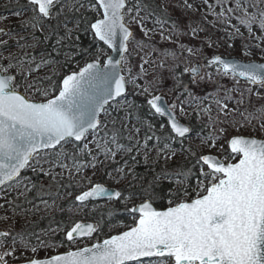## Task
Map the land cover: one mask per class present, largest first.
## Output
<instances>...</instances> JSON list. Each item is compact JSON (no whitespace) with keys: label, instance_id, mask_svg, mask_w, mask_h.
I'll list each match as a JSON object with an SVG mask.
<instances>
[{"label":"snow or ice","instance_id":"6c2138e0","mask_svg":"<svg viewBox=\"0 0 264 264\" xmlns=\"http://www.w3.org/2000/svg\"><path fill=\"white\" fill-rule=\"evenodd\" d=\"M28 4L33 14V28L42 20L51 19L54 12L58 17L64 11L62 6L57 7L61 0H28ZM125 6L126 0H95L94 3L90 0L92 9L97 12L102 10V18L88 27L96 39L118 51L121 60L108 56L102 64L99 58L102 53H99L96 59L87 62L78 71L65 75L59 85L53 83L48 88H35V92L44 97L42 100H33L26 92L19 91L18 77L9 71L17 68L23 75L24 61L13 64L10 56L7 67L0 64V185L18 178L21 170L41 150H53L61 168H68L62 159H70L72 168L77 172L85 166L80 154H87L95 161L93 149L84 141L90 133L95 139V134L102 130L99 114L105 111V105L126 91L125 77L120 75L119 66L133 34L124 23ZM258 17L255 13H245L238 19L249 31L254 23L264 29V10L258 9ZM71 31L66 29V36L71 35ZM3 32L4 29L0 28V33ZM64 38L60 37L57 43ZM27 62L35 63V57ZM210 62L222 65L224 73L230 72L233 78H244L248 84L264 88V63H239L220 56H214ZM48 63L52 61L41 59L34 70ZM185 71L196 72V69L186 68ZM45 79L51 80V77ZM34 83L35 80L28 83L27 88H33ZM144 91L147 92V89ZM52 92L58 94L50 95ZM257 95L260 93L257 92ZM146 103L156 114L168 117L170 132L175 133L169 139L184 138L190 132V128L177 119L175 105H165L162 96H151ZM246 119L249 122L264 120V106L249 113ZM259 129L264 131V123L259 125ZM220 132L224 133L225 129H220ZM104 136H108L107 131ZM118 138V132L113 131L110 139H104L103 143L96 141L95 150L114 158L116 151L112 146L117 150L125 147L118 142ZM155 139L159 142L161 137L156 136ZM69 143L73 147L70 153L64 150V145ZM226 143V159L211 152L198 156L200 171L195 198L184 186L170 192L168 206L158 209L154 206L160 198L156 185L149 183L141 190V202L131 208L126 207L133 217V226L128 230L91 246L45 259H31L28 264H143L141 258L145 257L154 258L149 264H264V138L236 134L231 135ZM144 146L147 147V140ZM207 146L210 149L216 147L211 133ZM57 147L60 151H55ZM165 151L175 155L168 144L158 148L157 154ZM219 151L224 152L223 145ZM92 166L95 167V164ZM116 171L123 174L122 169ZM108 175L111 176V173ZM173 175L187 180L191 170L160 173L165 178ZM85 179L89 181V186L75 196V202L81 206H86L94 198L127 200L131 197V194L123 197L120 190L110 189L102 183H92L89 177ZM177 183L183 184V181L178 180ZM181 195L185 198L178 199ZM97 231L98 225L75 222L67 230L66 239L72 242L77 237H91ZM9 235L8 232H0V236ZM8 254L4 253L5 256ZM0 264H7L3 256H0Z\"/></svg>","mask_w":264,"mask_h":264},{"label":"rangeland","instance_id":"374dc122","mask_svg":"<svg viewBox=\"0 0 264 264\" xmlns=\"http://www.w3.org/2000/svg\"><path fill=\"white\" fill-rule=\"evenodd\" d=\"M12 1L0 0V7L8 5ZM155 1L169 16L174 18L175 26L152 20L139 4L123 11L125 23L131 28L133 34L128 42L127 53L122 63V75L125 77L128 92L123 98L105 107V111H102L99 116L102 130L95 134V139L90 133L87 140L84 141L88 143L90 149H93L92 155L95 156V161L87 154H80V160L85 166L77 172L72 168L70 159H62V163L67 164L68 168H61L53 150H47L34 156L23 171L38 172L49 177L52 182L64 177L75 181L78 186L85 183L88 187L89 181L85 177H89L92 183H100L99 180L107 169L106 181L102 183L105 186L112 185L111 187L116 189L127 181H133L135 184L136 179L126 174L130 170L129 167L120 168L123 170V174L109 169L112 163L118 162L128 153V148L117 150L112 146L116 151L114 158L106 156L103 152L97 153L95 150L96 141L103 143L104 139H110L114 126L123 129L125 139L130 141L131 147L136 149V153L145 163L153 164L160 161L162 165L177 163L209 152L226 159L228 151L226 140L231 135L243 134L264 138V131L259 129V125L264 123V120L253 119L249 122L246 119L249 113L264 106V88L233 78L232 74L223 73L220 68L213 66L210 62L217 55L237 57L244 62H264V29H261L258 23H254L249 31L248 27L238 19L245 13H255L258 17V9L264 10V0ZM76 4L81 9L85 7L82 0H79V3L77 0H61V4L57 7L62 6L63 13H65ZM17 13L19 14L17 15ZM32 15L30 8L0 13V28H7L11 24L23 22L31 27L33 22L29 18ZM62 29L65 36L66 29H71V35L66 37L73 39L76 32L73 23H68L66 27L64 25ZM38 30L43 32L44 25L40 23ZM0 41L6 42L0 43V64L7 67L10 56L13 64L24 61L23 75H20L17 68L9 69V71L20 80L19 91L26 92L33 100L44 99L35 92V88H48L54 83L56 77L64 76L58 63L44 64L38 70H34L35 64L39 63L42 58L33 56L32 52L38 45L34 39H29V32H6L0 35ZM100 53L102 56H106L107 50H102ZM32 57H35V63L29 64L27 61ZM96 58L97 56L94 57V59ZM85 63L84 60L80 61L75 67L79 68ZM186 68L196 69L198 73L189 75V71H185ZM53 73L56 74L53 75ZM182 73L188 76V82L184 85L181 81L183 80ZM45 77H51V80L45 79ZM34 80L33 88H27V84ZM249 88L253 91H247ZM145 89L147 92L144 91ZM257 92L260 93L259 96ZM130 94L146 99L154 95H170L173 98L174 112L177 118L187 124L192 120L194 125L200 126L207 134L191 133L189 137L179 138L178 145H169L175 151V155L168 151L158 155L156 145L147 144V147L144 146L148 139L144 137L143 127L127 114V110L131 106ZM105 124L106 128H104ZM222 128L225 129L224 133L220 132ZM105 131L108 132L107 137L104 136ZM210 133L216 141V147L211 149L207 146ZM221 145H223L224 152L219 151ZM64 150L72 152V144H65ZM55 151H60V148L57 147ZM233 161L235 160L231 162ZM93 163L95 167L92 166ZM109 173L111 176L108 175ZM25 178L26 176L20 174L18 178L0 188V230L10 233L9 236L0 240V256H3L7 263L47 258L63 251L81 248L94 241L90 237H84L76 238L72 242L68 241L64 245L46 242L27 244L19 237H15L13 233L19 231L25 223L35 220L43 214L56 212L58 209V200H52L38 203L27 211H13L8 205L12 199L10 195L14 197L22 195L26 186ZM181 186V183L176 184L177 189ZM194 190H198L197 183L194 185ZM68 198L69 196H61L59 200ZM140 202V199H134L128 201L127 204L132 207ZM103 205L109 206L110 201L103 202ZM122 228L123 226L118 225L109 232L115 234ZM51 233H55V231L51 230ZM5 252L9 254L5 256Z\"/></svg>","mask_w":264,"mask_h":264},{"label":"trees","instance_id":"16d2710c","mask_svg":"<svg viewBox=\"0 0 264 264\" xmlns=\"http://www.w3.org/2000/svg\"><path fill=\"white\" fill-rule=\"evenodd\" d=\"M82 1L85 4V7L82 9L76 4L58 17L54 14L51 19L42 20L40 23L45 28L43 32L38 30L39 25L33 28L32 26H27L26 22L11 24L7 26L6 30L7 32L18 33L29 32V39H34L38 45L32 52L33 56L50 60L52 63H58L65 76L78 69L75 67L78 62L83 60L89 62L100 51L105 50L104 46L93 37L88 27L90 23L98 19V12L90 7V0ZM91 2L94 3L95 0H91ZM135 4L143 7L152 20L175 26L174 18L169 16L157 1L126 0L124 10L130 9ZM29 8L30 6L27 0H13L12 3L0 7V13L16 12ZM77 8L79 11H76ZM29 19L32 21V16ZM77 21H79V24ZM68 23H73L76 27L73 39L67 38L62 29ZM60 37L65 38L57 43ZM104 57L100 55L101 63ZM181 77L183 78L181 80L183 85L186 84L188 82V76L183 74ZM61 78L56 77L54 83L59 85ZM53 94L56 93L53 92ZM130 95L131 106L127 110V114L130 118H133L141 124L145 138L152 137V139L147 140V144L156 145L157 148L163 147L165 144L172 146L178 145L180 139H169V136L174 135L170 132L166 120L156 115L150 109V106L146 103V98ZM149 125H151V128H149ZM189 126L191 133L207 134L200 126L194 125L192 120H190ZM112 131L118 132V142L120 144H123L128 149H132L131 152L125 154L118 162L112 163L109 167V169L114 170L129 167L130 170L126 174L134 177L136 183L127 181L116 189L123 193V197H129L130 194L131 197L127 200L124 198L112 200L109 206H104L103 202H88L86 206H81L78 202H75V196L87 188L85 183L82 186H78L75 181L64 177L52 182L49 177H45L38 172L22 171L21 174L26 176L25 191L18 197L10 195L12 199L8 205L12 210L15 212L27 211L38 203L52 200H58V209L56 212L43 214L35 220L25 223L19 231L13 233L15 237H19L27 244L46 242L48 244L64 245L68 243L66 232L70 226L74 225L75 222H92L98 225V231L93 233L90 238L100 242L112 234L109 231L113 227L121 225L123 228L120 231H122L133 224L132 215L126 211V207L131 208L127 202L134 199L141 200V190L147 187L149 183H155L156 185V192L160 198L155 201L154 206L158 209L168 206V200L170 199L169 193L177 190L176 184L178 180L183 181L181 187L187 186L189 192L192 194V198H195L193 190L200 171V165L197 163V155L169 165H162L160 161L153 164L145 163L136 153V149L131 147L130 141L125 139V133L122 128L114 126ZM156 136L161 137L159 142L155 139ZM188 170H191V175L187 180L175 175L167 178L160 176L162 171L174 173L186 172ZM106 174L107 169L103 177L100 178V183L106 181ZM111 186L108 185L107 187ZM61 196H69V198L59 200ZM182 197L184 196L181 195L178 199ZM51 230H54L55 233H51ZM17 233L21 235H17ZM150 261L143 262V264H147Z\"/></svg>","mask_w":264,"mask_h":264},{"label":"water","instance_id":"95a60500","mask_svg":"<svg viewBox=\"0 0 264 264\" xmlns=\"http://www.w3.org/2000/svg\"><path fill=\"white\" fill-rule=\"evenodd\" d=\"M28 1V0H27ZM123 11H124V9H123ZM99 14H100V17L99 18H102V10H100L99 11ZM124 23H125V20H124ZM125 25L127 26V24L125 23ZM128 27V26H127ZM129 28V27H128ZM4 29V32L3 33H0V35H2V34H4V33H6V29L5 28H3ZM130 30H131V28H129ZM91 32H92V30H91ZM131 32H132V30H131ZM92 35H93V37H94V34H93V32H92ZM95 38V37H94ZM96 39V38H95ZM99 43H101L103 46H104V48L107 50V54H106V56L104 57V59H103V62H102V64L103 63H105L106 62V60H107V57L108 56H112L113 57V59L114 60H121V55H120V53L118 52V51H116V50H113V49H110L107 45H105L102 41H99L98 39H96ZM129 42V41H128ZM127 53V52H126ZM126 53H124L123 55L125 56L126 55ZM217 56H220V57H222V58H224L225 60H230V61H235V62H239V63H247V62H244V61H242V60H240L239 58H237V57H225V56H221V55H217ZM212 61V60H211ZM90 62V61H89ZM249 62V61H248ZM87 63V62H86ZM85 63V64H86ZM122 63H123V60L121 61V64H120V66H119V72H120V75H122ZM256 63H264V62H256ZM84 64V65H85ZM211 64L213 65V66H216V67H218V68H220L221 69V71L224 73V69H223V67H222V65H220V64H218V63H215V62H211ZM83 65V66H84ZM83 66H81V67H83ZM81 67H79V68H81ZM195 67H197V65H195ZM79 68L76 70V71H78L79 70ZM191 70V69H190ZM71 73V72H70ZM69 73V74H70ZM198 72L196 71V72H192V71H189V75H196ZM228 74H231L230 72L228 73ZM123 76V75H122ZM64 77V76H63ZM62 77V78H63ZM239 80H241V81H245V82H247L244 78H238ZM62 82V79L60 80V83ZM59 83V84H60ZM253 86H256V85H253ZM125 87H126V85H125ZM127 92H128V90H127V87H126V91H125V93H123L122 95H121V97H117L114 101H116V100H118V99H120V98H123L124 96H126V94H127ZM56 94H58V93H56ZM159 96H162L163 97V103L165 104V105H168V106H171V105H174V102H173V98L170 96V95H165V94H162V95H159ZM114 101H110L109 102V104L110 103H112V102H114ZM107 105H105V107H106ZM153 112H154V110H153ZM102 113V112H101ZM100 113V114H101ZM155 113V112H154ZM175 113V112H174ZM100 114H99V116H100ZM156 114V113H155ZM156 115H158V116H161V115H159V114H156ZM176 115V114H175ZM161 117H163L165 120H166V122L168 121V117L167 116H161ZM177 117V116H176ZM178 119V118H177ZM179 120V119H178ZM180 121V120H179ZM181 122V121H180ZM182 124H184V125H186V126H188L189 128H190V126H189V124H187V123H183V122H181ZM167 125H168V123H167ZM168 128H169V125H168ZM170 129V128H169ZM174 136H175V133H172ZM191 135V132H189L188 134H186V136L185 137H189ZM176 138H180V137H176ZM227 149H228V144H227ZM47 150H51V149H46V150H41V151H47ZM40 151V152H41ZM238 159V158H237ZM233 162H236V161H233ZM23 171V169L21 170V172ZM15 180V179H14ZM13 181V180H12ZM12 181H6L4 184H2V185H0V188L1 187H3L5 184H7V183H9V182H12ZM107 187V186H106ZM108 188H110V189H115V188H113V187H108ZM86 190V189H85ZM117 190V189H116ZM112 200H116V198H113V199H108V198H106V197H103V198H94V199H92L90 202H105V201H112ZM79 203V202H78ZM84 223H91V224H94V223H92V222H84ZM95 225V224H94ZM131 226H133V225H131ZM130 226V227H131ZM130 227H128V228H130ZM128 228H126V229H124V230H122V231H126V230H128ZM0 232H7V231H5V230H0ZM116 234H118V233H115V234H112V235H116ZM111 236V235H110ZM85 237H88V236H85ZM3 238H5V237H3V236H0V240L1 239H3ZM77 238H84V237H77ZM108 238V237H107ZM107 238H105V239H107ZM104 240V239H103ZM102 240V241H103ZM102 241H100V242H102ZM95 243H97V242H94V243H92V244H95ZM92 244H89V245H86V246H91ZM86 246H83V247H86ZM83 247H81V248H83ZM73 250H75V249H73ZM68 251V250H67ZM65 251H63V252H60V253H57V254H55V255H59V254H62V253H64ZM51 257V256H50ZM47 258H49V257H47ZM43 259H45V258H43ZM152 259H154V258H147V257H145V258H141V260H142V262H145V261H149V260H152ZM31 259H29V260H26V261H23V262H19V263H7V264H28V262L30 261Z\"/></svg>","mask_w":264,"mask_h":264},{"label":"flooded vegetation","instance_id":"af4514ba","mask_svg":"<svg viewBox=\"0 0 264 264\" xmlns=\"http://www.w3.org/2000/svg\"><path fill=\"white\" fill-rule=\"evenodd\" d=\"M6 29V28H5ZM7 32V31H6Z\"/></svg>","mask_w":264,"mask_h":264}]
</instances>
